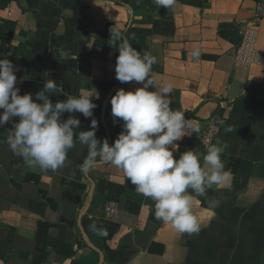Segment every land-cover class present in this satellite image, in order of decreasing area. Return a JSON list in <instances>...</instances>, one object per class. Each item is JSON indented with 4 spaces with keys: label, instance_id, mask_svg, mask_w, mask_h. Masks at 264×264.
Masks as SVG:
<instances>
[{
    "label": "crops",
    "instance_id": "crops-1",
    "mask_svg": "<svg viewBox=\"0 0 264 264\" xmlns=\"http://www.w3.org/2000/svg\"><path fill=\"white\" fill-rule=\"evenodd\" d=\"M254 7L255 0H175L169 7L154 0H0V58L18 69L20 95L35 100L48 79L63 89L50 95L53 103L97 93L92 117L71 114L80 120L75 132L91 130L95 119L96 139L111 145L123 124L113 122L111 97L143 86L115 79V29L155 57V85L147 90L171 85L170 108L200 126L176 142L174 156L204 153L220 141L232 174L229 186H213L200 203L193 201L200 232L180 234L155 218L152 201L118 169L99 163L81 172L87 146L77 142L64 167L44 172L10 150L6 125L0 130V264H264V19ZM251 28L263 60L238 65L236 49ZM205 133L208 143L201 140ZM208 199L219 207L210 211ZM109 203L117 207L111 216Z\"/></svg>",
    "mask_w": 264,
    "mask_h": 264
},
{
    "label": "clouds",
    "instance_id": "clouds-1",
    "mask_svg": "<svg viewBox=\"0 0 264 264\" xmlns=\"http://www.w3.org/2000/svg\"><path fill=\"white\" fill-rule=\"evenodd\" d=\"M154 2L158 7H169L175 0ZM110 39L111 47L119 53L115 79L122 84L143 85L134 91L119 89L111 97L113 122H117L116 118L123 122L122 131L111 145L106 139H96L95 119L91 120V130L75 132L80 120L71 114L92 117L97 107L92 97L98 98L97 93L75 97L69 94L65 101L53 103L50 95L63 89L48 79L35 94V100L31 93L20 95L15 75L18 69L6 57L0 58V128L10 125L4 142L29 167H38L44 172L64 167L68 151L77 142L85 145L88 155L79 166L81 172L87 173L99 163L111 165L138 194L152 201L157 220L170 225L177 233L198 234L201 225L193 213V201L200 203L198 198L205 197L213 186H229L232 174L221 159L227 146L217 141L209 143L204 153L187 150L175 157L176 142L198 134L199 124L186 120L184 112L170 108L171 85L147 90L155 85L150 75L155 57L138 52L115 29L110 30ZM192 56L198 58L199 50H194ZM65 113L70 114L66 120L62 119ZM207 203L210 211L220 205L217 199H208ZM92 227L95 229V225ZM99 232L101 236L108 235L107 229Z\"/></svg>",
    "mask_w": 264,
    "mask_h": 264
},
{
    "label": "built area",
    "instance_id": "built-area-1",
    "mask_svg": "<svg viewBox=\"0 0 264 264\" xmlns=\"http://www.w3.org/2000/svg\"><path fill=\"white\" fill-rule=\"evenodd\" d=\"M255 15L259 19H264V0H255ZM263 57L255 49V32L253 28L247 29L241 39V43L236 49L235 61L238 65L260 64ZM3 128V127H2ZM0 128V130L2 129ZM202 135V142L208 143L210 136ZM116 205L109 203L106 207V215L111 216L116 212Z\"/></svg>",
    "mask_w": 264,
    "mask_h": 264
}]
</instances>
